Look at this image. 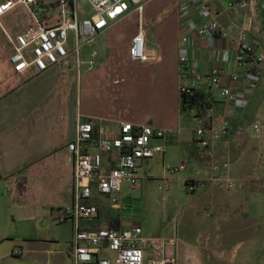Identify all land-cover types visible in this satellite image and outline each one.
Here are the masks:
<instances>
[{"label": "crops", "instance_id": "obj_1", "mask_svg": "<svg viewBox=\"0 0 264 264\" xmlns=\"http://www.w3.org/2000/svg\"><path fill=\"white\" fill-rule=\"evenodd\" d=\"M176 2L146 0L143 23L147 48L156 59L141 63L130 58L129 44L139 26V14L131 9L125 16L111 21L92 45L84 47L85 59H89L93 51L97 52L96 65L92 69L85 65L81 71L71 57L40 73L34 67L16 73L10 61L13 49L3 27L12 34L25 31L27 28L18 27L25 7L18 5L3 15L0 24V174L6 187L15 188L12 194L18 193L21 182L37 177L50 189L63 184L68 194L66 203L60 205L63 206L73 199L74 169L67 145L75 138L79 117L95 125L106 119L163 129L167 138H155L154 143L163 145L165 151L156 155L165 160L169 151L179 154V162L167 165L168 169L187 163L209 173L212 166L217 165L218 176L237 178L243 184L241 188L228 190L217 181H208L193 191L190 185L198 176L188 177L187 188L196 195L189 206L191 221L182 239L168 238V254L175 258V264H246L250 254L264 250V245L255 244L257 238L264 237V218L252 214L249 206L260 200V193L264 195L257 181L258 173H264V71L252 82L246 67L241 71V82H232L230 75L235 63L230 37H203L191 31ZM211 8L221 25L232 35L237 34L242 13L231 12L226 0H212ZM190 11L196 21H202L196 8ZM260 30L258 22L249 24L250 41L258 45L259 51L264 50ZM184 36L188 38L189 54L198 61L202 73H208L214 65L222 66L226 83L248 99L246 107H233L226 104L208 81L195 88L198 97L209 100L213 124L229 122L228 131L213 143V159L199 158L195 133H186L188 129L195 131L196 127L192 128L191 124L196 122L193 112L184 110L179 91L181 84L190 82V78L184 77L179 62ZM257 123L263 125L260 134L254 129ZM256 136L262 138L254 146L246 144ZM240 141L241 146H236ZM151 159L145 160L141 168ZM95 202L100 213L90 225L103 226L110 224L109 220L118 221V227L139 225L133 222L132 214L121 211L111 214V219L102 223V202H107L99 198ZM71 222L75 234L74 222ZM33 236L29 241L46 242L48 250L32 251L28 249L29 241L24 247L16 241L5 240L0 243V264H72L74 235L64 242L39 234ZM260 260L264 262L262 257Z\"/></svg>", "mask_w": 264, "mask_h": 264}, {"label": "built area", "instance_id": "obj_2", "mask_svg": "<svg viewBox=\"0 0 264 264\" xmlns=\"http://www.w3.org/2000/svg\"><path fill=\"white\" fill-rule=\"evenodd\" d=\"M79 2L90 4V15L80 17ZM211 2L177 0L176 7L181 17L186 19L188 28L198 35L230 37L235 63V70L230 75L232 82H241V71L246 67L249 71L247 76H252L251 81L255 82L264 71V50L259 51L258 45L250 41L248 27L252 22H258L264 36V0H227L228 9L242 13L243 17L235 35L221 25L212 11ZM18 5L28 11L30 24L27 29L12 34L3 27L13 49L10 61L16 73L33 67L40 73L69 61L71 57L75 59L79 71L85 65L92 69L96 65L97 52L93 51L91 57L85 59L84 47L92 45L111 21L125 16L131 9L139 14V26L129 44L130 58L141 63L157 58L147 48L143 23L146 0H5L0 3V24L1 17ZM191 8H196L201 22L191 16ZM187 40V36L182 38L179 62L184 77L190 78V82L179 86L181 96L194 93L199 83L208 81L212 89L220 92L227 105L246 107L248 99L241 97L226 83L222 66L214 65L208 73L199 70L198 61L189 54ZM211 113V107L204 116L193 112L197 124V154L201 159L215 157L213 143L229 129L227 120L219 126L214 125ZM262 128L261 124L254 125L257 134ZM155 138H167V132L130 121L117 123L101 119L95 125L92 121L78 118L75 138L67 145L74 169L73 199L57 209L59 221L74 222L72 264H175V258L168 254L170 241L164 237L146 236L140 225H90L100 213L95 202L97 198L122 213L127 210L123 203L125 189L135 192L139 187V169L143 162L165 151L163 145L154 143ZM227 165L228 162L225 163ZM169 169L173 173L195 171L198 178L190 185L193 191L208 181H217L228 190L243 186L237 178L218 176L217 165H213L209 173L204 168L195 169L187 163L169 166ZM258 181L264 192V174Z\"/></svg>", "mask_w": 264, "mask_h": 264}, {"label": "rangeland", "instance_id": "obj_3", "mask_svg": "<svg viewBox=\"0 0 264 264\" xmlns=\"http://www.w3.org/2000/svg\"><path fill=\"white\" fill-rule=\"evenodd\" d=\"M78 10L80 17L88 16L92 12L90 4L86 2H79ZM29 24L30 18L24 8L22 17L20 15L18 20V27L25 29ZM191 127L195 128L197 124L192 123ZM250 132L253 133L252 129ZM186 133L192 135L195 131L188 129ZM261 138L252 137V142L248 141L246 144L253 145ZM241 143L240 141L236 146H241ZM177 162H179L178 152L172 154L169 151L165 160L161 155H156L142 168L140 167L141 177L138 189L135 192L130 189L124 191L123 203L127 206V210L123 213L132 214L133 222L141 225L145 234L149 236L166 239L174 237L179 241L187 232L185 227H188L191 221H189V206L196 198L193 191L187 188V179L190 176L197 177V175L191 170L171 172L167 165H175ZM263 174L258 173L259 177ZM8 187L0 174V243L5 240L16 241L26 247L27 242L35 234L49 239H58L61 242L73 238V223L71 221L60 222L57 217L58 206L66 203L68 198L63 184L50 189L40 177H37L27 183L21 182L17 194H12L15 188ZM259 198L260 200L249 203V206L252 214L264 218V195L260 193ZM102 204V223L108 222L111 214L120 213V210L110 208L107 203L102 202ZM109 221L112 222V220ZM256 243L260 246L264 245V237L257 238ZM250 257L246 264H264L260 260V257L264 260V250L250 254Z\"/></svg>", "mask_w": 264, "mask_h": 264}, {"label": "trees", "instance_id": "obj_4", "mask_svg": "<svg viewBox=\"0 0 264 264\" xmlns=\"http://www.w3.org/2000/svg\"><path fill=\"white\" fill-rule=\"evenodd\" d=\"M182 100L183 105H185L183 107L184 110H187L189 112H196L197 116H204L211 107L209 100L206 97L204 99L198 97L197 93L184 94L182 95ZM189 183L190 182H187V184ZM110 226L118 227V221H112L110 223Z\"/></svg>", "mask_w": 264, "mask_h": 264}, {"label": "water", "instance_id": "obj_5", "mask_svg": "<svg viewBox=\"0 0 264 264\" xmlns=\"http://www.w3.org/2000/svg\"><path fill=\"white\" fill-rule=\"evenodd\" d=\"M48 243L31 240L28 242V249L32 251L48 250Z\"/></svg>", "mask_w": 264, "mask_h": 264}]
</instances>
